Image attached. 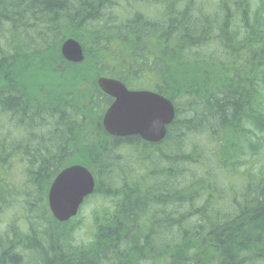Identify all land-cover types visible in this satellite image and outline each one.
<instances>
[{"label":"trees","instance_id":"16d2710c","mask_svg":"<svg viewBox=\"0 0 264 264\" xmlns=\"http://www.w3.org/2000/svg\"><path fill=\"white\" fill-rule=\"evenodd\" d=\"M119 1L129 10L115 17L107 11L118 0H0V76L11 87L0 93V111L21 132L17 147H27V176L6 190L24 203L26 216L39 209L54 230L50 254L30 264H264V163L255 162L264 147V0H148L160 5L156 20L129 16L137 1ZM63 36L81 42V63L63 60ZM124 37L141 46L145 38H159L173 48L161 47L156 61L164 67L162 81L175 85L169 97L176 115L154 147L125 138L107 142L109 136L83 124L91 105L98 106L95 78L122 75L126 55L110 45ZM203 59L219 65L221 104L197 62ZM44 129L45 145L35 135ZM8 130L0 135L6 151ZM124 146L142 150L133 161L139 170L122 164ZM247 155L253 161L243 160ZM73 163L95 175L94 195L109 200L92 215L91 240L80 245L71 244L78 218L59 223L44 205L53 175ZM146 180L151 184L144 189ZM28 234L29 227L21 236ZM21 243L17 254H0V264L27 262L32 248Z\"/></svg>","mask_w":264,"mask_h":264},{"label":"water","instance_id":"95a60500","mask_svg":"<svg viewBox=\"0 0 264 264\" xmlns=\"http://www.w3.org/2000/svg\"><path fill=\"white\" fill-rule=\"evenodd\" d=\"M61 53L69 61L83 58L80 44L68 38L61 45ZM99 87L114 101L106 109L102 123L105 130L116 136L137 134L148 141H158L165 136L166 125L174 116L173 106L161 95L146 90H128L118 80L98 77ZM94 189L91 172L81 164L61 169L52 179L47 202L58 221L73 217L85 196Z\"/></svg>","mask_w":264,"mask_h":264},{"label":"rangeland","instance_id":"374dc122","mask_svg":"<svg viewBox=\"0 0 264 264\" xmlns=\"http://www.w3.org/2000/svg\"><path fill=\"white\" fill-rule=\"evenodd\" d=\"M133 1H135V0H129V2H133ZM136 1H138V0H136ZM157 1L160 3H165V0H157ZM118 3H119L118 6L113 5L111 7L112 8L111 11L108 10L107 13L110 14V12H112L113 15L116 17L118 15L117 14L118 12L123 11L122 8L126 5L125 2L118 0ZM185 3L181 2V3L174 4L169 11V16H171L173 14V12H175L179 7L185 5ZM149 7H152V6H149ZM189 8H193V6L191 4H189ZM142 9H143V7H141V9H139V10H142ZM156 9H157V7H156ZM194 9L199 10L198 7H194ZM195 13L193 12V15ZM153 15L157 16L154 13H153ZM154 20H156V19H154ZM1 37L3 38L4 36H1V34H0V39H1ZM236 43H239V39H237V38L235 40V44ZM0 48L4 49L3 47H1V45H0ZM207 52H209V51L206 49H204V51H202L203 54H206ZM187 61H192V60H191V58H188ZM197 62L203 66L205 65V69L209 73H211L213 78L217 77L218 71H217L216 67L219 68V65H215L211 61L206 60V59H203V60H200ZM188 63H189V65L194 64L193 62H188ZM187 73L192 74V71L187 72ZM187 89H189V88H187ZM10 119H11V116H10ZM10 119L8 122L7 117H3V113L0 111V120H3V121H0V125H1V122H3V125H1L2 127L0 126V135L2 133H4L2 131V128L5 130L9 129L8 125L9 124L11 125ZM12 126L16 127L15 121H13ZM37 127H38L37 124L34 125V129H37ZM34 133H33V135H34ZM35 135H36V137H41L42 144H44V145H45V143L47 144V142H48L47 140H48V136H49L48 130L44 129L42 132H36ZM26 137L31 138L30 135H26ZM18 140H19V142H21L20 138L17 139V142H18ZM189 140H190V137L188 136V142H189ZM17 149H20V148L17 147ZM204 149H205V147H204ZM26 150H27L26 145L22 146V148L20 149V151L22 152V155L26 153ZM144 150H145V153L148 155L149 151H146V149H144ZM4 151H6V150H2L0 148V153H2ZM118 154L121 155L122 164L127 165L126 168H128L130 166L131 168H137L139 170L137 163L135 166V165H133V161H139V157H140V155H142V150L140 149V147L137 149V148L130 147V146H124L118 150ZM250 158H251V161H253V158L251 156H250ZM250 158L247 155L244 157L243 160L246 161V160H249ZM23 159H24V157H23ZM20 160H21V158H17L16 162L12 163L13 164L12 170L9 173V179L16 181V184L20 183L23 179V175H22L23 162ZM255 162L259 163V165L264 163V147L261 148L258 155H256ZM26 176H27V173L25 172L24 177H26ZM145 183L147 185L144 189H146L151 184V182L149 180H146ZM25 189H26V187L24 188V191H25ZM2 192H3V195L0 196V250L3 248H8L9 245H11V242H15L13 240H16L15 244L11 245V246H14L13 249L16 251V254L19 250V245H22L21 242L24 243V245L22 246V249L25 247L32 248L31 253H28V254H31L30 259L27 262H24V260H23V264H30L32 258H36L37 260H40V259L42 260L41 254H50V253H48L47 249L49 246L50 237L52 238L54 236L53 228L50 227L49 224L46 223V221L43 218V216L41 215V212L39 211V209L38 210L37 209L30 210L29 209L28 211H26V213H28L26 216L25 212L21 209V208H23L22 205H24V203L23 202L20 203V201H18V200L12 201V199H11V197L13 198V197H15L14 195H16V193L14 191H12V190L0 191V193H2ZM105 206H107V207L109 206V200L107 198L103 199V198L99 197L98 195H93L91 198H89L86 201V203L82 206L80 214L78 216V223L80 224V226L78 229L75 230V233L73 234V238L71 240V244H74V245L86 244L91 240V237H92L93 231H94L93 222H92V215L94 214L95 216H99L98 210H100L101 208H104ZM25 216H26V218H25ZM140 222H144V220L139 219L137 221V227H138L139 231H142L143 227L140 226ZM28 227L30 228V234L21 236L22 233L26 234L28 232ZM61 239H62L61 240L62 244L59 241L58 242L61 245H65V243L67 242V239L66 238H61ZM34 246L35 247H41L42 251L39 252L37 250H34ZM56 248H58V246H56ZM37 254H40V255H37ZM26 258H27V256H26ZM32 264H34V263H32Z\"/></svg>","mask_w":264,"mask_h":264},{"label":"flooded vegetation","instance_id":"af4514ba","mask_svg":"<svg viewBox=\"0 0 264 264\" xmlns=\"http://www.w3.org/2000/svg\"><path fill=\"white\" fill-rule=\"evenodd\" d=\"M140 3L154 4L148 0H141ZM131 7L133 10L137 9V5L135 3H133ZM140 7H143L142 9L144 13L143 17L146 19H150V16L153 13H157L155 4L152 7H149V6H140ZM145 30H147V28H145ZM117 40L118 39H115L114 43L117 44L118 43ZM144 41L145 43L143 44V46L131 44L128 42L125 47L119 46L118 48L124 47V50L126 51V58L124 59V66L119 70V72H121L122 75L111 76L107 74L106 76L119 79L126 86V88L130 90H150L156 93H164V91H166L167 89H170L173 91L175 89V85L173 83H167V82L162 81L163 72L161 71V69L162 68L164 69V67H161V64H159L156 61V59H161L160 58V51H161L160 48L161 47L166 48V46H168L171 50H173V48L171 47V44L161 45V43L159 42V39L153 38V37L145 38ZM135 46L137 47V51L136 49H134ZM172 54H174V52H172ZM206 73H208L207 70H206ZM220 79H221V84L219 83V77H218V80L215 83H213L209 80V75L208 74L206 75L208 89L210 91L213 90L212 93L217 94V101H216L217 104H221V98H222V95L221 97L219 96L220 88L223 86L222 76H220ZM10 88L11 87L8 85V83H6V81L3 80V78L0 76V93L2 91L6 92V90ZM95 89L99 96V100H98L99 106L97 108L103 109V112H104L107 106L112 102V98L106 95L98 87ZM205 99H208V97H206ZM0 101H2L1 96H0ZM97 108L96 106H93L92 111L96 110ZM84 120H85V122L83 123L84 127L88 130H91L93 134L95 130L97 129L99 131L103 130L100 117L97 120L95 115H93L92 119L85 117ZM8 128L10 129L8 130L10 134L8 138L9 147L6 151L8 152L7 159L5 158L6 161L9 162L8 168H6L7 172L12 170V166H13L12 163L15 162L18 156H20V158L22 159L23 163L25 164V167L27 165L23 159L22 152L19 149H17V139L18 137H21V132L15 126H12L10 124L8 125ZM94 137L97 143L98 138L96 137V135H94ZM114 138L116 140L119 137H114ZM123 138H125L124 140L126 142L130 140V144L136 143L138 145H142V144L143 145L147 144L149 146L152 145L149 142L142 140L137 135H130V136L123 137ZM112 140L114 139H112L111 137H107L106 139L107 142H110V141L112 142ZM22 142L23 141L21 140L20 144H23ZM1 144L2 143H0V145ZM9 186H11V183L7 184V187ZM3 189H6V186L3 187ZM13 241L16 242V240H13ZM15 242H11V245H14ZM11 245H9L8 248L1 249L0 254H16V251L13 249L14 246H11Z\"/></svg>","mask_w":264,"mask_h":264}]
</instances>
